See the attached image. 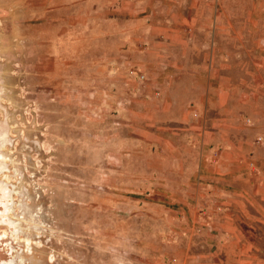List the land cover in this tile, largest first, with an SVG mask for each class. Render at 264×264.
I'll return each instance as SVG.
<instances>
[{
  "label": "rangeland",
  "instance_id": "rangeland-1",
  "mask_svg": "<svg viewBox=\"0 0 264 264\" xmlns=\"http://www.w3.org/2000/svg\"><path fill=\"white\" fill-rule=\"evenodd\" d=\"M144 3L142 24L128 26L132 62L139 33L189 49L191 60L203 51L216 79L222 70L243 82L245 97L232 95L227 110H250V85L264 72V0ZM50 13L0 0V264H178L202 253L219 192L234 214L235 192L250 187L230 175L204 179V103L182 102L164 72L162 119L142 103V79L159 90L153 68L143 77L131 63L106 88L112 74L94 72L97 41L86 25ZM53 13L72 32L48 23Z\"/></svg>",
  "mask_w": 264,
  "mask_h": 264
},
{
  "label": "crops",
  "instance_id": "crops-1",
  "mask_svg": "<svg viewBox=\"0 0 264 264\" xmlns=\"http://www.w3.org/2000/svg\"><path fill=\"white\" fill-rule=\"evenodd\" d=\"M145 1L28 0V6H32L34 16L35 10L42 8L43 16L51 14V9H61L68 18L79 17L78 23L85 24L92 38L97 41L91 53L94 57L91 60L95 66L94 72L107 73L108 77L112 74V78L106 82V88L115 86V74L123 73L131 63L142 70L143 77H152L150 72L153 68L154 85L158 89L163 73H170V85L177 87V90L171 91L175 96L184 103H204L201 165L204 179L222 180L225 175H230L229 181L244 180L249 183L250 179V187L235 192L234 214L229 213V201H225L231 197L219 192L218 199L224 201L218 214L209 212V232L203 239V252L188 253L179 258L178 264H184L185 261L188 264H264V72L257 82L250 85V110L230 113L227 107L232 95L241 101L245 97L243 82H230L222 70H219L216 79L210 54L207 60L204 52L198 50V58L191 60L188 59L189 49H164L155 35L139 33V60L132 62L128 26L131 23L142 24ZM85 10H88L87 14ZM50 16L52 20L48 23H64L63 32H72L70 20H63L62 15L55 16L54 13ZM46 20L43 22L46 23ZM65 63L70 66L68 59ZM124 81L128 80H120ZM149 83L142 79L143 106L154 103L163 119V93L160 89L155 92L146 90ZM177 113L174 119L184 120ZM165 118L173 117L166 115ZM158 135L160 139L162 136L160 133ZM145 151L146 146L142 144V153ZM154 151H162V146L157 145ZM173 169L174 175H178V167ZM142 176L145 177L146 172Z\"/></svg>",
  "mask_w": 264,
  "mask_h": 264
},
{
  "label": "flooded vegetation",
  "instance_id": "flooded-vegetation-1",
  "mask_svg": "<svg viewBox=\"0 0 264 264\" xmlns=\"http://www.w3.org/2000/svg\"><path fill=\"white\" fill-rule=\"evenodd\" d=\"M1 158H2V156H1V154H0V160H1ZM0 204L1 205H3L4 206V204H3V201H2V197L0 196ZM0 222H5V220L3 219V217L0 215ZM4 234V232H2V235Z\"/></svg>",
  "mask_w": 264,
  "mask_h": 264
}]
</instances>
